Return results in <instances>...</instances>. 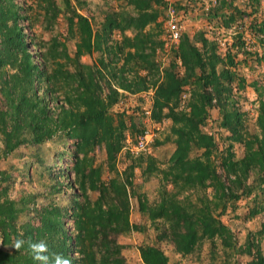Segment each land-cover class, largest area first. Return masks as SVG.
Instances as JSON below:
<instances>
[{
	"label": "trees",
	"instance_id": "trees-1",
	"mask_svg": "<svg viewBox=\"0 0 264 264\" xmlns=\"http://www.w3.org/2000/svg\"><path fill=\"white\" fill-rule=\"evenodd\" d=\"M126 1L136 9L137 15H126L125 12L107 14L102 23L104 31L93 33L89 18L76 14L66 0L67 12L71 13L67 19L69 33L78 37L75 55L70 57L59 40L52 38L46 52L42 53V59L43 62L54 60L56 67L47 73V62L45 68L40 69L29 53L20 25L26 18L22 8L15 0H0V89L8 100V107L0 108V124L4 133L6 127H10L0 158L12 155L23 145L40 146L52 139L57 143L64 137L72 139L75 143L72 170L76 180L67 181L65 186L73 190L77 184L79 196H84L83 201H78L76 194L67 199L66 188L55 179L52 171L50 185H43L44 189L46 187L43 197L48 201L24 197L10 199L5 195V188L13 177L0 171V187L4 189H1L4 197L0 196V264H56L57 256L67 259L70 264H125L122 247L109 237L110 234L122 235L131 229H139L129 224L127 185L132 184L135 167L144 164L142 174L147 177L154 172L155 161L152 156L140 154L128 166L124 177L120 179L118 176L115 162L125 148L124 131L127 127L123 114L117 117L109 114V109L121 96L113 84L131 94L154 87L151 120L155 123L170 121V134L164 142L172 141L174 149L167 170L160 173L174 191L164 190L162 185L159 202L155 205L148 204L144 196L138 200L140 214L156 226L158 239L168 241L174 252L181 256L195 253L203 241L209 240L212 261L218 255L217 241L214 240L218 239L221 254L225 258L226 255L231 257L227 264H238L237 255L248 256L250 259L246 264H264L259 245L264 238V223L258 231L248 232L243 245L237 246L231 229L215 217L218 209L223 213L227 204L233 205L241 199H248L250 203L249 218L264 214V101L257 116L259 134L246 138L241 132V115L229 101L230 85L234 80V73L230 71L233 59L230 55L226 59L220 57L215 51V42H209L203 33L196 34L195 41H191L193 39L187 34L181 36L172 52L173 59L180 62L184 72L180 76L175 61H172L159 81L154 56L156 46H161L162 42L143 33L145 26L156 16V13L146 11L155 0ZM248 1L254 9L261 4V0ZM41 2L46 3L42 7L44 17L54 19L59 10L52 0ZM213 2V6L203 13L205 19L208 22L215 20L227 29L234 26L241 11L229 7L226 0ZM117 28L121 31L130 28L136 31V35L133 38L124 35L119 42L113 41L111 33ZM251 28L264 33V21L252 23ZM241 38L238 33L234 47L241 48ZM195 42L201 44L202 50ZM259 42L264 48V40ZM95 52L99 54L96 62H80L83 55L91 56ZM259 56L264 60V51ZM118 64L121 65L114 72ZM6 66L15 69L7 79L2 72ZM41 80L45 81L51 96L58 93L63 98L55 119L49 115L45 99L39 97L33 87L34 81ZM193 84L196 87L188 102L189 112L178 111L183 87ZM17 90L19 96L15 98L12 93ZM216 106L221 115L220 125L231 134V143L222 155V174L209 160L216 149L215 139L201 130L208 108ZM7 116L10 117L9 124L5 119ZM130 127L136 130L137 125L133 121ZM155 142V145L162 144ZM233 143L243 145L242 157L236 158L231 151ZM95 147L104 150L105 165L113 175L107 182L101 180L100 166L93 165L94 160L89 157ZM195 150H203L204 159L192 157ZM124 155L129 159L132 157L129 151ZM209 188L212 189L210 194L206 193ZM90 189L98 191L96 201L92 202L86 196L85 192ZM194 194L196 197L192 202ZM68 220L75 231L73 234L67 229ZM159 220L160 228L157 227ZM41 241L47 245V251L41 254L47 257L46 261L35 259L30 247ZM17 242H20L19 248ZM138 251L141 264H168V257L155 245L143 244Z\"/></svg>",
	"mask_w": 264,
	"mask_h": 264
},
{
	"label": "rangeland",
	"instance_id": "rangeland-1",
	"mask_svg": "<svg viewBox=\"0 0 264 264\" xmlns=\"http://www.w3.org/2000/svg\"><path fill=\"white\" fill-rule=\"evenodd\" d=\"M69 6L78 15H83L89 18L92 24L93 33H99L103 30L102 23L106 20L105 15L110 13L125 12L126 15H137L136 9L134 10L132 5H129L126 0H68ZM229 7H236L241 11V15H237L236 24L231 28H225L217 23L215 20L208 22L203 13L206 9L213 6L212 0H155L150 4V7L146 10L148 13L156 16L153 21L148 23L143 29L144 34H150L154 41L162 42L161 46H156L154 62L158 65L159 81H161L164 69L169 66L172 61H175L173 57V50L178 46V42H173L169 39L166 32V24L173 14V18L179 21L182 26V35L187 34L191 41H195L196 34L203 33L204 38L209 42H215L216 53L225 58L230 55L233 59V67L230 71L234 73V80L232 82L229 101L233 103V107L238 109L241 115L242 127L241 132L246 138H250L252 135H258V123L257 116L261 103L264 101V60L260 58L264 51L259 40H264V33L259 32L257 29L251 28L252 23H260L264 21V0H261L259 7L255 9L251 7L248 0H226ZM15 2L22 8L23 15L26 18L21 20L20 25L23 28V32L28 43L29 53L32 55L34 64H38L40 69L45 68L44 63L47 66V73L56 67L54 60L48 59L43 62L42 53L46 52L51 39L56 37L66 53L70 57L75 55V44L78 41L76 35L72 36L68 29V16L71 13L67 12L66 0H52L54 7L59 10L57 16L54 19H46L44 17V11L42 7L46 3H42L41 0H15ZM242 12L244 14H242ZM74 21H76L74 19ZM252 22V23H251ZM239 25L242 26L240 29ZM237 26V28H236ZM75 29V28H74ZM238 33L242 35L241 40L243 44L241 48L234 47L235 38L238 37ZM133 38L136 35V31L132 29L121 31L120 29L113 30L111 38L113 41H120L123 36ZM112 41V42H113ZM196 47L200 50L201 44L195 42ZM234 43V44H233ZM98 53L93 55H83L80 58V62L83 64H93L96 62ZM177 73L181 76L183 74V68L179 61H175ZM121 64L114 68V72L118 70ZM44 70V69H43ZM5 73L6 79L8 75L15 72V69L10 66H6L2 71ZM199 72V71H197ZM145 75V72H141ZM126 75V74H125ZM1 81V79H0ZM45 81H34L33 87L38 91V96L44 98L47 108L49 109V115L55 119L60 111L63 98L61 95L52 94L46 90ZM112 85L119 94H121L118 102L109 109V114L117 117L118 114H123L124 122L127 129L124 131V146L121 153L116 157L115 167L116 172L120 179L124 177V173L128 171V166L136 159V156L130 151L129 147L141 140L145 133H148L149 144L147 150L144 153L145 156H152L154 159V172L149 175L148 178L143 176L144 164L140 167H135L133 170L132 184L127 185L128 200H129V224L131 226H138V230H129L126 234L114 235L110 234L109 239L122 247L121 255L124 258L125 264H141L138 248L143 244L155 245L168 257V264H211L210 260L211 241H203L195 253L188 256H181L174 252L172 245L168 241L159 240V234L156 233L154 224L150 220L140 214L139 212V198L144 196L147 203L155 205L159 202L160 190L162 185L164 190L173 192V186L163 179V174L160 171L167 170L168 160L171 156L174 144L172 141L164 142L166 137L170 134V121L163 120L160 123H155L151 120V109L153 106L154 87L147 89L139 94H131L129 92L122 91ZM195 85L183 87L178 101V111L189 112L188 102L191 100ZM1 88V84H0ZM256 88L259 90L256 91ZM61 93V90H59ZM228 94V93H227ZM226 94V95H227ZM14 97L19 96L18 90L12 93ZM214 103V102H213ZM8 107V100L6 94L0 89V108L2 110ZM131 118V119H130ZM133 118V119H132ZM10 123V117L5 118ZM116 119V118H115ZM221 115L216 107L208 108V116L205 123L202 125L201 130L207 134L212 135L215 139L216 149L210 155L209 160L216 166L217 172L222 174L221 162L223 154L228 149L231 141V134L220 125ZM135 122L137 125L136 130L130 127L131 122ZM115 125V122L113 123ZM9 126L6 127V132L9 131ZM142 131V132H141ZM6 132L4 133L3 127L0 124V150L4 149V139ZM155 141L162 143L161 145H155ZM128 148L126 147L128 145ZM243 145L233 143L231 151L236 158L243 156ZM75 150L74 140L69 138H61L60 141L47 142L40 146L35 145H23L19 147L12 155L0 158V171L9 173L13 178L7 185L6 197L10 199L31 198L34 201H48L43 197V192L50 185V180L53 175L55 179L63 184L66 188V198L72 194H76L78 201H83L84 196L78 194L77 184L72 189H67V181L76 180L73 174L74 157L72 153ZM129 151L132 155L131 159L127 158L124 154ZM60 153V155H59ZM62 153V154H61ZM203 150H195L192 153V157L202 156ZM89 157H91L96 166H100L102 170L101 180L107 182L113 175L107 170L105 165L106 155L102 147H95L90 151ZM115 174V173H114ZM43 185H46L45 189ZM3 187H0V196ZM4 190V189H3ZM212 189H207L206 193H211ZM86 196L90 201H96L99 193L97 190H87ZM196 194L191 196L192 202L195 201ZM56 200V198H53ZM41 204V203H40ZM248 199H241L235 202L233 205L227 204L226 210L222 213L218 209L215 213V217L220 220L221 223L228 226L236 240L237 246L243 245L246 241L245 238L248 232H256L261 228L264 223V214H259L253 218L248 217V211H250ZM251 206L253 204L251 203ZM157 227L160 228L161 220H159ZM67 229L69 233H75L72 223L68 220ZM141 229V231H139ZM215 240L216 250L218 255L213 264H223V260H226V264L231 261V257L226 255V258L221 254L222 247L218 239ZM213 240V241H214ZM98 242V241H96ZM261 251L264 255V238L259 243ZM97 251V248H94ZM234 253L237 252L234 251ZM235 255V256H236ZM219 256V257H218ZM234 256V257H235ZM238 264H246L249 261L248 256L241 255L235 257ZM232 260H234L232 258Z\"/></svg>",
	"mask_w": 264,
	"mask_h": 264
},
{
	"label": "built area",
	"instance_id": "built-area-1",
	"mask_svg": "<svg viewBox=\"0 0 264 264\" xmlns=\"http://www.w3.org/2000/svg\"><path fill=\"white\" fill-rule=\"evenodd\" d=\"M172 15L173 14L170 15V18L167 21L166 32L171 41L178 42L182 36V26L180 25L179 21L173 18ZM148 138H149L148 133H145L144 137L141 140H139L137 143L129 147L133 155L138 156L146 152L147 146L151 140V139L149 140ZM129 145L130 144L128 143L126 147L128 148Z\"/></svg>",
	"mask_w": 264,
	"mask_h": 264
},
{
	"label": "clouds",
	"instance_id": "clouds-1",
	"mask_svg": "<svg viewBox=\"0 0 264 264\" xmlns=\"http://www.w3.org/2000/svg\"><path fill=\"white\" fill-rule=\"evenodd\" d=\"M16 247H20V242H17ZM31 249L35 253L34 258L37 260L46 261L47 257L41 255L42 253L47 251V245L45 242L41 241L39 243H34L30 245ZM56 264H70V262L67 259H63L59 256L56 258Z\"/></svg>",
	"mask_w": 264,
	"mask_h": 264
}]
</instances>
